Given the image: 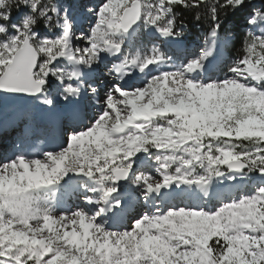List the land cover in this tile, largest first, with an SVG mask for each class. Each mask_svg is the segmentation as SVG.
Returning <instances> with one entry per match:
<instances>
[{
	"label": "snow or ice",
	"instance_id": "1",
	"mask_svg": "<svg viewBox=\"0 0 264 264\" xmlns=\"http://www.w3.org/2000/svg\"><path fill=\"white\" fill-rule=\"evenodd\" d=\"M0 121V264H264V0H0Z\"/></svg>",
	"mask_w": 264,
	"mask_h": 264
},
{
	"label": "rangeland",
	"instance_id": "2",
	"mask_svg": "<svg viewBox=\"0 0 264 264\" xmlns=\"http://www.w3.org/2000/svg\"><path fill=\"white\" fill-rule=\"evenodd\" d=\"M256 2L258 3V1H256ZM180 46L185 49L186 53H193V52H195L196 49L200 46L199 32H197V33L190 32L189 33L187 31V34L185 35L184 39L180 42ZM217 68H219V63L217 64ZM86 109L87 108H85V111H87ZM7 126L10 127L11 125L9 124ZM3 127H5V126H3ZM10 129H12V130H10ZM10 129H9V132H8L9 135H16V134H18L16 132H18L19 129H14L12 127ZM7 139L10 140L9 139V136H5L4 138H1L0 139V150H1V153L0 154L1 155H3V154H10L11 151H12V147H13L14 143H16V140H15L13 143L10 144V141H6ZM47 140H49V139L46 137L45 138V141H47ZM5 144H7L9 146L7 147V145H5ZM46 147H45V149L47 150L49 146H46Z\"/></svg>",
	"mask_w": 264,
	"mask_h": 264
},
{
	"label": "trees",
	"instance_id": "3",
	"mask_svg": "<svg viewBox=\"0 0 264 264\" xmlns=\"http://www.w3.org/2000/svg\"><path fill=\"white\" fill-rule=\"evenodd\" d=\"M256 1L259 2V0H254V2ZM227 27L233 33V46L230 47L228 54L235 55L236 50L241 47L242 38L247 28V25L245 22V13H238L234 17H232L230 21L228 22ZM188 32L197 33L199 32V29L195 26L194 23H190Z\"/></svg>",
	"mask_w": 264,
	"mask_h": 264
},
{
	"label": "bare ground",
	"instance_id": "4",
	"mask_svg": "<svg viewBox=\"0 0 264 264\" xmlns=\"http://www.w3.org/2000/svg\"><path fill=\"white\" fill-rule=\"evenodd\" d=\"M85 110V109H84ZM86 110H88V109H86ZM7 119V106H5V120ZM0 124H3V122L2 121H0ZM4 126V125H3ZM3 126H1L0 125V139L4 136V135H7V136H9V139L10 140H8V141H10V144L11 143H13L15 140H16V138H17V135L18 134H16V135H9V129L12 127V128H14L15 129V127H13V126H6V127H3ZM10 130H12V129H10ZM19 131V130H18ZM16 133H18V132H16ZM14 134V133H13ZM53 143L55 142V141H52ZM52 144V143H51ZM51 144H49V145H47V142H43V144H42V147H41V150H46L45 149V147L46 146H50ZM47 148V147H46ZM0 153H1V150H0Z\"/></svg>",
	"mask_w": 264,
	"mask_h": 264
},
{
	"label": "water",
	"instance_id": "5",
	"mask_svg": "<svg viewBox=\"0 0 264 264\" xmlns=\"http://www.w3.org/2000/svg\"><path fill=\"white\" fill-rule=\"evenodd\" d=\"M11 103V102H10Z\"/></svg>",
	"mask_w": 264,
	"mask_h": 264
}]
</instances>
